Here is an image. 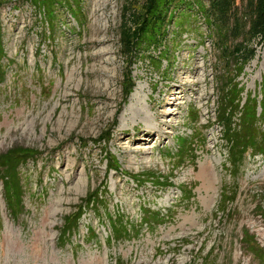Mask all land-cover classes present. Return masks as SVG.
I'll list each match as a JSON object with an SVG mask.
<instances>
[{"label": "rangeland", "instance_id": "374dc122", "mask_svg": "<svg viewBox=\"0 0 264 264\" xmlns=\"http://www.w3.org/2000/svg\"><path fill=\"white\" fill-rule=\"evenodd\" d=\"M77 1L81 18L58 7L48 31L31 1L0 0V154L37 152L19 167L17 217L0 182V264H260L240 238L247 230L264 252V154L248 151L228 171L215 116L229 84L252 93L264 78V0H201L202 15L192 4L152 21V44L140 36L152 0ZM179 138L195 157L176 165ZM93 190L101 207L64 232ZM143 208L168 220L108 241L106 217L138 225Z\"/></svg>", "mask_w": 264, "mask_h": 264}, {"label": "trees", "instance_id": "16d2710c", "mask_svg": "<svg viewBox=\"0 0 264 264\" xmlns=\"http://www.w3.org/2000/svg\"><path fill=\"white\" fill-rule=\"evenodd\" d=\"M32 2L33 8L39 11V14L44 19L45 27L48 31L52 30L55 24L56 8L66 9L72 18H81L77 0H29ZM210 1V0H208ZM201 0H152L146 14V21H149L141 31V42L152 44L155 35L152 24L155 20L158 25L159 18H163L165 22H174L176 11L180 16L185 10L192 11V4L199 14H203V6ZM183 10H180L182 9ZM79 16V17H78ZM190 16H187L189 20ZM157 19V20H156ZM152 22V23H151ZM180 26L186 25V22L178 21ZM209 22H207V25ZM151 25V29L148 27ZM157 27V26H156ZM159 29V28H158ZM153 35V36H152ZM165 49V47H164ZM4 56L2 43L0 41V63ZM163 60L160 58V62ZM156 69L160 68L159 62L152 63ZM243 64H240L236 69L239 75L242 72ZM243 85L235 82L229 84L221 92V99L217 105V114L215 123L221 127L223 132L222 140L226 146V161L228 163V171L235 172L243 159V156L248 151L253 154H264V78L260 80L255 90L252 93L244 92ZM197 115L194 112L191 116V122H195ZM195 139V138H194ZM181 145H177V149L171 158L177 161L178 165L183 158H194L193 142L179 138ZM37 155L36 150L22 147H14L0 154V182L1 194L4 205L12 217H17L22 209L23 190L20 182L19 167L27 160L33 159ZM108 170L117 169V160L114 157L107 162ZM146 179H150L155 188L161 189L169 184L168 177L153 176L151 173L140 174ZM131 178L134 179L132 176ZM136 182H139L136 180ZM168 184V185H167ZM180 191L183 201L190 198V189L182 188ZM102 192L93 190L88 192L81 200V204L77 206L75 214L65 217L63 223V231L72 233L76 230L77 221L83 214L84 210L101 207ZM233 198L229 192H225L221 204V211L225 210V205ZM168 220L167 216L161 215L157 211L142 209L141 217L138 225H132L127 220H123L120 216L106 217L109 228L108 241H118L121 238H128L130 234L137 232V227L154 226L163 224ZM240 243L246 252L252 255L260 264H264V252L256 244L254 238L248 234L247 230H242ZM113 264H123L119 260H114ZM189 264H193V261ZM200 264H205L200 262Z\"/></svg>", "mask_w": 264, "mask_h": 264}]
</instances>
